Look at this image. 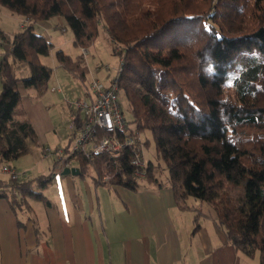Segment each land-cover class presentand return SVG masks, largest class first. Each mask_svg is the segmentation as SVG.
Masks as SVG:
<instances>
[{"label":"trees","instance_id":"obj_1","mask_svg":"<svg viewBox=\"0 0 264 264\" xmlns=\"http://www.w3.org/2000/svg\"><path fill=\"white\" fill-rule=\"evenodd\" d=\"M128 1L0 0L30 18L13 34L0 27V162L20 158L29 153L31 141H39L28 118L14 115L20 84L42 94L53 72L42 58L54 42L35 23L63 18L82 52L75 57L63 49L56 53L73 72L87 64L82 48L93 42L103 22L122 67L103 81L119 75L120 99L126 100L137 130L153 132L177 203L208 202L235 247L264 264V0H131L132 10ZM155 7L159 13L150 16ZM192 41L196 63L187 68L192 78H183L176 75L187 66L180 45ZM17 63L28 64L31 74L17 75ZM227 81L231 95L223 90ZM129 110L124 107L125 114ZM137 148L91 158L79 154L81 174L95 169L101 182L104 168L113 163L112 184L137 188L140 177L155 173L152 161L146 160V167L132 163ZM143 170L145 175H137ZM55 174L1 179L7 187L0 195L14 201L38 197ZM229 181L243 183L242 197L231 194Z\"/></svg>","mask_w":264,"mask_h":264},{"label":"crops","instance_id":"obj_2","mask_svg":"<svg viewBox=\"0 0 264 264\" xmlns=\"http://www.w3.org/2000/svg\"><path fill=\"white\" fill-rule=\"evenodd\" d=\"M61 18L57 25L67 32ZM112 76L103 80L108 82ZM95 78L99 77L90 82ZM50 80L42 94L38 89L22 90L16 107L20 116L15 118H28L37 132L38 143L31 142L42 146L40 154L34 155L40 159L42 154L48 156L46 146L55 147L64 138L49 114L57 104L56 94L64 91L60 83ZM75 112L71 108L69 114ZM40 117L46 119L42 134L35 122ZM47 130L54 136L44 135ZM14 162L4 161L16 167ZM2 164L0 180L10 179ZM38 166L34 177L46 174L44 167L50 168L42 159L30 170L36 172ZM22 174L21 181L30 178ZM96 175L95 169L85 175H55L56 193L46 196L42 190L44 198L25 195L14 201L0 195V264H261L259 256H246L235 247L209 203L191 198L186 207H180L170 176L165 181L155 173L140 177L138 187L132 188L116 183L106 186ZM144 178L148 183L142 182ZM6 187L0 182V189Z\"/></svg>","mask_w":264,"mask_h":264},{"label":"rangeland","instance_id":"obj_3","mask_svg":"<svg viewBox=\"0 0 264 264\" xmlns=\"http://www.w3.org/2000/svg\"><path fill=\"white\" fill-rule=\"evenodd\" d=\"M108 1V0H105ZM129 8L131 7V0L128 1L126 4ZM130 10H132L130 8ZM158 8H154L151 12L150 16L157 15L159 13ZM61 17H53L51 19H47L44 21H37L36 29L39 32H44L48 37H50L54 42V52H51L49 55L44 56L42 58V61L47 64V66L53 68L51 80H55L56 83H60L63 87V93H57L55 96V100L57 101L56 106L52 105L49 109V114L51 119L54 121V124L57 126V130L64 134L63 140H61L59 143H57V146L64 147L68 145L71 138H73V132L71 128V121H72V114H69V111L71 108L76 109V102L78 99H90L89 97V84L90 80L93 77H99L101 80L105 79L107 75H116L117 71L119 70L120 66V57L119 54L114 52L115 43L113 39L111 38L108 30L106 29L105 23L99 24V31L95 39L92 43H90L87 47L88 53L85 56L86 65L83 66L77 65L74 68L73 72H70L64 65L61 63L60 58L58 57L56 50L63 49L66 53H69L73 55V57L77 56L78 54V47L73 42V36L72 34L67 30V32L61 31L60 27L57 25V19ZM62 19V18H61ZM28 22H30V18L25 16L22 12H16L11 10L9 7L0 4V26L3 29L8 30L11 34L15 33L17 30L20 29L21 26L26 25ZM22 23V25H21ZM65 23V22H64ZM65 30V29H64ZM59 37H61L64 42L60 43ZM126 43L124 42L123 45ZM188 44V45H187ZM186 45H180L181 50H183V64L187 65L185 66V71L182 70L181 72H178L176 75H182L183 78H192L190 74V70L187 68L194 65L196 63V55H195V46L196 42H190ZM86 47V46H85ZM18 64V65H17ZM15 66V71L17 75L21 76H29L31 74V70L28 64H21L17 63ZM232 73V72H231ZM236 73L235 75H237ZM50 80V82H51ZM52 81L54 83L55 81ZM231 80V79H229ZM0 85L2 87V84L0 82ZM229 85V82L224 85V91L227 95H231L233 93V88H227ZM0 87V88H1ZM20 90L22 91H34L36 88H25L20 84ZM124 107L129 110L128 106L126 105V100L124 98L122 99ZM14 115L16 117L20 116L19 110H15ZM126 116L129 121L130 129L137 130V125L134 120V117L130 110L126 111ZM41 120V121H40ZM40 120L35 119V122L37 124L38 130L40 134H42L41 130L43 128V124L46 121L45 118L40 117ZM247 132V130H244ZM253 133H255V130H251ZM50 135L54 136V134H50L49 130H47L44 135ZM254 135V134H253ZM142 138L145 141L144 144V154L146 157V160H152L154 163V171L157 174L156 176L160 178L161 181L167 180L169 176V170L166 163V160L162 156L161 152L157 151V146L154 138V134L149 129L142 130L141 134ZM50 144H54L52 139H50ZM53 146V145H50ZM40 147L41 145H34L32 142L30 143V151L29 153L21 156L18 160H14V164L16 165L17 170L20 173L25 172V174H22V178L26 175V177H34V175L38 172L39 166L36 168L35 171H31L30 167L34 165V163H38L39 160L44 161V164H49L50 168H43V172L48 174L51 173L52 167H54L53 164V158L54 156L52 154H47L48 156L42 157L40 159V156H35V154H40ZM31 152V153H30ZM41 155V156H42ZM43 164L41 163V166ZM58 175V174H55ZM25 178V177H24ZM89 179V178H88ZM54 180V179H53ZM148 179H143V183H148ZM55 180L50 182L46 188H43L44 195L55 194L56 188H55ZM229 189L231 191V194L236 198H240L243 195V183L241 182H233L229 181ZM108 186V185H106ZM51 196V195H50ZM199 200V199H197ZM208 203V202H204Z\"/></svg>","mask_w":264,"mask_h":264},{"label":"built area","instance_id":"obj_4","mask_svg":"<svg viewBox=\"0 0 264 264\" xmlns=\"http://www.w3.org/2000/svg\"><path fill=\"white\" fill-rule=\"evenodd\" d=\"M82 50L85 55L88 53L86 47ZM119 67L120 73L121 63ZM89 91L91 93L89 100L81 99L76 102L77 112L73 114L71 121L72 144L68 147H45V154L54 155V172L60 174L66 167L74 166L75 162L79 161V154L91 158L103 152L120 153L125 148L136 146L138 148L132 163L145 166L147 163L143 149L145 141L138 130L130 129L119 96V75L110 83H105L99 78L93 79L90 82ZM111 164L113 163L104 168L101 176V182L107 185L112 184L116 174ZM1 166L2 171L6 172L12 181H21L20 172L15 166L10 163H3ZM136 173L145 175L146 170L142 173L136 171Z\"/></svg>","mask_w":264,"mask_h":264},{"label":"water","instance_id":"obj_5","mask_svg":"<svg viewBox=\"0 0 264 264\" xmlns=\"http://www.w3.org/2000/svg\"><path fill=\"white\" fill-rule=\"evenodd\" d=\"M81 173L79 166H72V167H66L61 174H72V175H78Z\"/></svg>","mask_w":264,"mask_h":264},{"label":"clouds","instance_id":"obj_6","mask_svg":"<svg viewBox=\"0 0 264 264\" xmlns=\"http://www.w3.org/2000/svg\"><path fill=\"white\" fill-rule=\"evenodd\" d=\"M61 174V173H60Z\"/></svg>","mask_w":264,"mask_h":264}]
</instances>
